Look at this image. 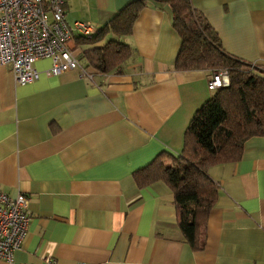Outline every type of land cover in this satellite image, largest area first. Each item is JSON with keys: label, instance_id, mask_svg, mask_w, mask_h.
<instances>
[{"label": "crops", "instance_id": "obj_1", "mask_svg": "<svg viewBox=\"0 0 264 264\" xmlns=\"http://www.w3.org/2000/svg\"><path fill=\"white\" fill-rule=\"evenodd\" d=\"M64 1L68 22L97 31L134 0ZM190 2L226 52L264 69V0ZM113 38L133 51L120 71L86 65L92 45L76 37L90 77L46 75L41 58L39 78L18 84L0 65V191L25 194L29 218L0 264H264V135L248 138L239 160L208 167L217 195L192 248L171 187L138 186L133 173L162 152L179 155L213 71L174 67L180 38L163 3L145 0L130 32Z\"/></svg>", "mask_w": 264, "mask_h": 264}, {"label": "trees", "instance_id": "obj_2", "mask_svg": "<svg viewBox=\"0 0 264 264\" xmlns=\"http://www.w3.org/2000/svg\"><path fill=\"white\" fill-rule=\"evenodd\" d=\"M152 1L166 4L171 11L172 27L180 38L174 67L224 69L229 79L193 113L178 156L162 152L133 173L138 186L159 179L171 187L178 225L195 249L200 246V232L217 195L208 167L239 160L244 142L264 135V69L226 52L212 25L190 0ZM144 5L145 0L131 1L92 35L76 37L92 45L82 53L86 65L102 73L123 68L133 51L113 36L129 33ZM99 42L103 44L97 45Z\"/></svg>", "mask_w": 264, "mask_h": 264}, {"label": "built area", "instance_id": "obj_3", "mask_svg": "<svg viewBox=\"0 0 264 264\" xmlns=\"http://www.w3.org/2000/svg\"><path fill=\"white\" fill-rule=\"evenodd\" d=\"M64 0H0V65H9L14 80L26 84L41 74L34 62L49 58L44 70L49 76L79 69L91 76L77 58L75 37H88L96 29L83 20L65 19ZM229 82L226 70L212 72L208 88L214 90ZM28 198L0 191V258L11 262L21 246L28 227ZM84 264V263H78Z\"/></svg>", "mask_w": 264, "mask_h": 264}]
</instances>
